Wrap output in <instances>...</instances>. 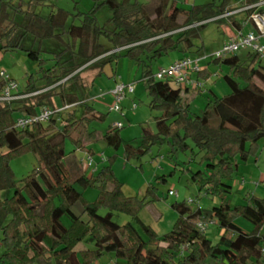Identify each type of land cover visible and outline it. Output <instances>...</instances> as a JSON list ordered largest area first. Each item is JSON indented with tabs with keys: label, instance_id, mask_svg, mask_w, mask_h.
Returning <instances> with one entry per match:
<instances>
[{
	"label": "trees",
	"instance_id": "obj_1",
	"mask_svg": "<svg viewBox=\"0 0 264 264\" xmlns=\"http://www.w3.org/2000/svg\"><path fill=\"white\" fill-rule=\"evenodd\" d=\"M92 1L93 8L87 13L78 12V20H74L78 24L73 22L68 28H65L68 13L63 9L52 13L46 23L32 14L35 21L24 28L25 33L33 35L39 43L52 39L61 45L62 51L55 54L56 61L49 69L42 68L40 48H22L23 38L16 29L20 26L9 22V6L4 2L0 5V44L3 42L0 50L21 49L28 59L38 62L43 80L40 87L29 80L24 90H18L19 95L27 97L0 103V148L7 150L0 152V189L13 190L10 198L0 202L5 247L0 262L93 264L105 254H112L122 264H205L207 260L217 264H247L251 258L259 261L264 256V233L260 234L264 226V197H251L244 205L231 208L224 199L228 186L222 179L233 171V164L226 157L239 154L242 161L246 160L251 148L264 137V90L256 84L259 81L264 86L263 63L250 53L247 66L222 61L231 71V75L223 77L230 92L223 97L214 95L199 114L189 109L185 98L189 89L182 92L169 80L154 81L150 68L153 61L171 51H177L181 58L188 57L195 47L193 40L209 23L241 29L242 23L236 21L234 14L224 16L233 11V0H221L219 6L212 2L189 9L170 6V13H167L170 0ZM260 1L244 0L243 5ZM102 7L111 13L108 20L111 30L98 23L96 12ZM246 13L245 21L251 11ZM179 15L184 17L181 25L177 23ZM119 58H126L142 69V81L151 98L148 106L162 113L155 118V133L142 129L138 147L122 141L119 130L123 127H110L101 136L90 129L91 122L103 121L105 116L88 104L86 86L80 83L87 71L96 69L95 75H100L105 65L116 63ZM70 82L76 83V88L67 92L64 87ZM5 84L0 79V92ZM56 98L59 106L54 103ZM65 105L74 106L46 125L14 128L19 117H32L42 108ZM77 106L83 107L79 117ZM98 140L114 150L122 145L126 159L141 157L152 145L164 141L173 154L192 152L189 141L202 153L199 164L211 170L207 179L203 180L198 170L192 174V180L198 182L205 195L222 196L221 204L195 211L186 201L173 204L178 218L169 233L158 237L137 219L145 201L123 195V185L111 167L114 156L108 159V165L94 169L90 176L85 171L87 166L83 167L82 161L75 157L77 151L92 156L85 150ZM248 142L250 148L246 149ZM67 143L70 151L66 150ZM23 151L37 157L39 169L23 179L22 188H17L9 163L12 156ZM160 180L166 182L164 176ZM89 187L97 188L99 193L94 202L83 204L82 213L87 217L84 221L83 215H75L71 207L82 199L78 188ZM147 195H154L153 187L147 189ZM100 209L105 214L101 215ZM116 212L130 216L136 226L115 223ZM7 217L9 220L5 221ZM63 217L69 220L68 226L62 223ZM236 217L253 225V232L245 233L237 227ZM198 222L215 223L221 231L216 243L206 237L205 230H199ZM82 243L92 244L93 249H77Z\"/></svg>",
	"mask_w": 264,
	"mask_h": 264
},
{
	"label": "rangeland",
	"instance_id": "obj_2",
	"mask_svg": "<svg viewBox=\"0 0 264 264\" xmlns=\"http://www.w3.org/2000/svg\"><path fill=\"white\" fill-rule=\"evenodd\" d=\"M121 1V0H118ZM138 2H145L146 0H137ZM167 13L170 11L172 3L177 4L182 8H190L192 6H201L208 3H214L216 6L221 4V0H171ZM238 1V0H233ZM7 4V13L9 22L17 24L20 28H16L19 37L23 38L21 46L23 49L38 50L40 60H43L42 68L49 69L56 61L55 54L62 51L61 45L55 40H45L39 43L33 35L26 34L25 29L29 24L33 23L32 14H36L41 19H37L41 23L49 22V17L52 13H56L57 9H63L68 13L65 28H68L73 22L78 24L77 13H87L90 11L94 3L92 0H0L1 3ZM235 3V2H234ZM243 4H235L233 11L241 9ZM77 8V10H76ZM264 11V6L262 7ZM239 12L235 13L238 14ZM241 14V13H240ZM96 17L100 26L107 25L108 29H112L108 20L111 18V13L105 8H99L96 12ZM179 23L183 22V18L179 17ZM250 23V22H249ZM57 34L60 32H56ZM224 28L219 24L209 23L203 28L198 36L193 40L195 47L188 53L191 57H204L199 63L203 70V75L191 74V81H197L202 85L200 90L189 91L185 97L187 99L189 109L193 114H199L205 105L213 100V96L223 97L229 94L230 90L223 80L225 75H231V71L227 65L228 63L243 62L249 64L247 58L248 50H244L232 55H229L221 62H215L210 55L218 50L221 43L226 39ZM65 40V38H64ZM3 42L0 44L2 45ZM264 44V42H263ZM198 51V52H196ZM180 57L177 51H171L167 55L160 57L153 61L150 65L152 74L156 73L161 67H167ZM0 70L4 71L12 80L18 85V90L25 89L29 80L37 87L42 86L43 80L42 72L37 61L28 59L21 49L3 51L0 50ZM96 69H91L85 73L80 83L86 86L85 96L87 102L92 105L99 113L105 116L103 121L91 122L90 129L95 130L98 136L105 133L110 127L116 123H122L123 128L119 130V136L124 143H130L133 147H138L141 143L142 129H147L152 133L156 132L155 118L161 116L159 109H150V97L145 90L144 82L142 81V69L137 67L134 62L119 58L117 62H112L104 66L100 75H95ZM31 78V79H30ZM133 83L134 93L128 95L126 99L119 102L121 114L111 110L114 105V99L110 92L116 83ZM174 87V84L170 82ZM258 87L264 90V86L256 81ZM242 85V84H241ZM76 83L65 84L64 90L67 92L75 91ZM182 88V92H183ZM204 91V93H202ZM80 95L79 93H77ZM56 106L60 105V101L56 98L54 101ZM135 104V108H133ZM83 107L77 106L75 108L76 115H81ZM43 125H46L43 124ZM58 125V123H57ZM190 149L186 153L177 152L171 153L169 144L164 141L152 145L149 151L141 157L125 158L124 149L121 145L117 150L107 146L104 141L98 140L90 143L85 152L90 151L96 166L94 169H100L104 165H108V159L114 156L112 162V171L117 180L123 185L122 192L125 197H134L139 200H144L145 205L138 211L137 219L144 226L150 227L158 237L169 233L177 218L178 213L172 208L175 203H182L183 201H190L189 207L195 211L197 208L202 210H209L217 207L222 202V196L219 195H205L204 190H200L198 182L192 180V174L201 170V178L207 179L211 174V170H207L204 165H200L199 161L202 156L192 143L187 141ZM250 148V143L246 144V149ZM66 150L70 151L71 146L67 143ZM0 152L6 153L5 148H0ZM75 157L80 159L85 167L86 154L84 152H76ZM101 159L103 160L101 162ZM226 159L233 164V171L229 172L222 183L227 184L228 189L224 195L231 208L244 205L251 197H264V137L259 139L246 160H241L239 154L227 156ZM100 162V163H99ZM10 169L13 173L14 182L17 188H22L23 179L33 174L39 169L37 157L31 152L23 151L12 156L10 159ZM87 176L92 174V169L87 168ZM165 177L166 182H161L160 178ZM154 188V195H147V189ZM156 189V190H155ZM82 199L75 202L71 211L75 215H83V204L94 202L98 197L97 188L80 189ZM168 190L177 193V196H169ZM13 190L0 189V202L12 196ZM100 214H105L104 209H100ZM82 219L85 221L87 217L83 215ZM9 217L5 221H8ZM113 221L119 225L132 223L136 226L133 219L120 212L114 213ZM62 223L65 226L69 225L67 217L62 218ZM234 223L245 233H251L255 229L248 221L241 217H236ZM206 237L213 243H216L221 234L220 229L213 223L204 227ZM264 233V226L260 234ZM3 233L0 227V256L4 253L5 247L2 242ZM93 249L92 244L82 243L78 245L77 249ZM0 264H9L5 261ZM38 264V263H33ZM50 264H54L51 262ZM93 264H122V261L117 260L112 254H105L95 259ZM205 264H217L211 260H207ZM247 264H264V256L258 261L251 258Z\"/></svg>",
	"mask_w": 264,
	"mask_h": 264
},
{
	"label": "built area",
	"instance_id": "obj_3",
	"mask_svg": "<svg viewBox=\"0 0 264 264\" xmlns=\"http://www.w3.org/2000/svg\"><path fill=\"white\" fill-rule=\"evenodd\" d=\"M264 6V0H261L258 3L253 5L243 6L241 11L247 12L251 11L249 15V22L252 25V30L247 33H242L241 31L237 32L235 36L230 38L225 42L221 48L210 55L214 60H224L229 55L249 50L252 54H255L257 58L264 65V44L262 40L264 39V13L260 9ZM235 14V12H230L224 16H229ZM208 56L201 58H191L184 57L172 62L167 67H161L153 74L152 79L156 82L162 81H171L176 87L181 89L191 88L192 90H200L202 85L197 81H191L192 73H200L201 67L199 63L203 59H208ZM0 79L3 80L6 84L2 91L0 92V103H10L17 99L27 97V95H19L18 85L14 80H12L4 71L0 70ZM134 93V84L133 83H116L114 88L111 90L110 94L114 99V105L111 110L121 114V108L119 107V102L126 99L128 95ZM74 105H65L61 108H42L39 112L32 117H19L14 125L15 129L23 130L34 124H45L48 123L52 118L56 117L59 113L69 110ZM135 108V104H133ZM122 123L114 124L113 128H122ZM101 161H103L101 159ZM87 168L94 170L95 163L93 158L89 155H86L85 160H83ZM169 196H177V193L169 190ZM188 204H191L190 201H187ZM213 224V223H211ZM215 224V223H214ZM209 225V224H208ZM207 226L202 222L197 223L199 230H205L204 227ZM264 254V250H263Z\"/></svg>",
	"mask_w": 264,
	"mask_h": 264
},
{
	"label": "crops",
	"instance_id": "obj_4",
	"mask_svg": "<svg viewBox=\"0 0 264 264\" xmlns=\"http://www.w3.org/2000/svg\"><path fill=\"white\" fill-rule=\"evenodd\" d=\"M172 1L170 0V3H171ZM235 2V3H234ZM234 2H232L231 3V9H233L234 8V5L235 4H239V3H241V4H243V2H244V0H238V1H234ZM171 6H178L177 4H175V3H172L171 4ZM244 6V5H243ZM179 7V6H178ZM182 8V7H181ZM243 8V7H242ZM241 8V9H242ZM184 9V8H183ZM186 9V8H185ZM187 9H189V8H187ZM241 9H239V10H237L235 13H237V12H239L238 14H234V16H235V19H236V21H238V22H241L242 23V27H241V29H237V28H234V27H232L231 25H222L221 27L222 28H224V31H225V33H226V39L221 43V46L225 43V42H227L230 38H232L233 36H235L236 35V33L237 32H239V31H241L242 33H247V32H249L250 30H252V25L249 23V21L247 20V21H245L246 20V18H247V16H248V14L246 13V12H243V11H241ZM260 11L262 12V13H264V11H263V8H261L260 9ZM232 12H234V11H232ZM170 13V12H169ZM230 13V12H229ZM241 13V14H240ZM233 15V14H232ZM179 17H181V18H183L184 19V17L182 16V15H179L178 17H177V23L179 24V25H181L183 22H181V23H179ZM184 21V20H183ZM184 29H186V28H184ZM263 42H264V39L262 40V44H263ZM221 46H220V48H221ZM219 48V49H220ZM218 49V50H219ZM217 51V50H216ZM249 51V50H248ZM252 54L250 51L248 52V54ZM188 57H191V56H188ZM179 58H181V55H180V57ZM178 58V59H179ZM191 58H198V57H191ZM178 59H176V60H178ZM175 60V61H176ZM174 62V61H173ZM202 62V60L200 61V63ZM237 63H240V64H243V62H237ZM171 63H169L167 66H169ZM233 64H236L235 62L233 63ZM244 66H247L248 64H243ZM200 66V65H199ZM166 67V66H165ZM203 72V70L201 69V72L200 73H198L197 75H199L200 74V76H201V73ZM203 74H204V72H203ZM202 74V75H203ZM189 90H188V92L189 91H194V90H192L191 88H188ZM184 90H186V89H184ZM202 93H204V91H202ZM189 94V93H188Z\"/></svg>",
	"mask_w": 264,
	"mask_h": 264
}]
</instances>
